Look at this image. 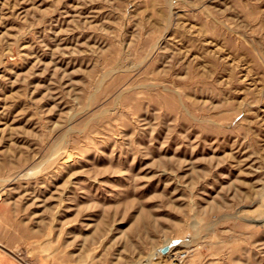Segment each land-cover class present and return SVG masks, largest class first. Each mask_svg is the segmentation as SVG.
Listing matches in <instances>:
<instances>
[{"label": "rangeland", "instance_id": "1", "mask_svg": "<svg viewBox=\"0 0 264 264\" xmlns=\"http://www.w3.org/2000/svg\"><path fill=\"white\" fill-rule=\"evenodd\" d=\"M263 215L264 0H0L1 248L264 264Z\"/></svg>", "mask_w": 264, "mask_h": 264}, {"label": "crops", "instance_id": "2", "mask_svg": "<svg viewBox=\"0 0 264 264\" xmlns=\"http://www.w3.org/2000/svg\"><path fill=\"white\" fill-rule=\"evenodd\" d=\"M0 264H25L21 259L8 253L6 250L0 247ZM36 264H42L38 261Z\"/></svg>", "mask_w": 264, "mask_h": 264}, {"label": "bare ground", "instance_id": "3", "mask_svg": "<svg viewBox=\"0 0 264 264\" xmlns=\"http://www.w3.org/2000/svg\"><path fill=\"white\" fill-rule=\"evenodd\" d=\"M260 200H261V199H260ZM257 216H258V215H257ZM263 216H264V215H263ZM257 218H258V217H257ZM253 221H254V220H253ZM255 221H256V222H259L258 219H256ZM255 221H254V222H255ZM261 221H264V218H262ZM167 245H168V244H167ZM170 246H171V245H170ZM168 247H169V246H168ZM168 250H169V249H168ZM169 251L171 252V249H170ZM161 253H162V251H161ZM170 255L173 256V257L175 258V259H174L175 261L179 260V259H177V258H180V255H179V254L176 255V254H172V253H171Z\"/></svg>", "mask_w": 264, "mask_h": 264}, {"label": "water", "instance_id": "4", "mask_svg": "<svg viewBox=\"0 0 264 264\" xmlns=\"http://www.w3.org/2000/svg\"><path fill=\"white\" fill-rule=\"evenodd\" d=\"M168 249H169L168 247L163 248V249H162V253L165 254V253L168 251Z\"/></svg>", "mask_w": 264, "mask_h": 264}]
</instances>
